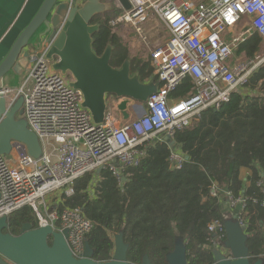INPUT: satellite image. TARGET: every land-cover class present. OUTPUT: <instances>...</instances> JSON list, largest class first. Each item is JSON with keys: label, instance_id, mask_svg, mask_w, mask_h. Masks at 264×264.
<instances>
[{"label": "built area", "instance_id": "1", "mask_svg": "<svg viewBox=\"0 0 264 264\" xmlns=\"http://www.w3.org/2000/svg\"><path fill=\"white\" fill-rule=\"evenodd\" d=\"M69 1L74 4L76 0ZM127 1L130 7L125 9L113 0L120 12L109 20L110 27L130 25L140 32L142 23L156 17L168 32L166 39L150 51L152 77L158 87L140 115L128 121L119 119L107 98L103 122L95 124L83 106L82 92L70 85L73 77L53 67L57 57L48 58L51 40L38 41L37 37L31 42L34 48L28 51L15 96L7 101L11 105L14 98L22 97L24 119L37 136L41 153L38 157L16 153L13 159L0 155V218H9L15 210L29 206L37 226L68 230L66 241L77 258L83 256L93 222L79 207L65 205V199L74 193L75 182L93 174L86 192L95 197V186L101 180L95 171L101 168L121 185L123 171L138 164L147 144L166 137L173 140L177 130L191 126L204 110L217 109L234 92H242L244 83L264 61V57L257 62L243 61L241 55L234 54L253 32L264 42V0ZM187 78L192 83L190 93L186 97L170 96ZM10 92L13 90L6 87L0 94ZM171 149V163L179 168L184 154L178 147ZM257 185L264 207V181ZM210 194L219 197L230 214L237 215L246 231L247 223L240 216L246 199L215 185ZM207 231L210 247L230 259L223 246V221L212 220Z\"/></svg>", "mask_w": 264, "mask_h": 264}, {"label": "trees", "instance_id": "2", "mask_svg": "<svg viewBox=\"0 0 264 264\" xmlns=\"http://www.w3.org/2000/svg\"><path fill=\"white\" fill-rule=\"evenodd\" d=\"M119 12L115 8L91 20L99 24L93 34V49L101 54L110 41L112 66L128 57L126 46L109 25ZM260 42V36L253 32L237 51L251 57ZM135 70L143 81L153 76L148 62L139 64L137 60L131 64V72ZM191 87L187 78L170 96L186 97ZM243 88L246 93L234 92L219 108L204 110L191 126L175 132V147L184 154L179 168L172 165V149L164 139L146 145L138 164L123 171L121 185L109 171L102 170L95 197L91 198L86 187L93 174H85L75 182L74 193L65 199V205L79 207L93 222L87 241L94 260L110 259L113 235L121 232L131 263L139 264L145 254L150 264H165L166 254L181 238L188 264H214L207 225L212 220L225 219L220 198L210 194L215 185L246 199L240 216L247 223L249 255L251 262L260 257L264 262V207L260 205L263 193L257 185L264 179V63ZM23 222L37 227L29 206L10 214L6 231L18 234Z\"/></svg>", "mask_w": 264, "mask_h": 264}, {"label": "water", "instance_id": "3", "mask_svg": "<svg viewBox=\"0 0 264 264\" xmlns=\"http://www.w3.org/2000/svg\"><path fill=\"white\" fill-rule=\"evenodd\" d=\"M128 9L127 0H118ZM113 9L111 1L76 0H43L38 10L15 38L7 54L0 62V91L3 90V79L7 75L21 76L27 65L28 51L25 48L33 37L38 41L51 40L48 58L57 57L53 64L56 70L73 77L70 85L83 94V106L87 108L95 124L103 122L108 107L107 98L118 101L116 108L128 119L127 104L131 101L146 103L148 97L157 90L158 83L154 77L143 81L138 70L131 72V59L125 58L118 66L110 64L113 46L109 41L101 54L93 49V34L99 24L92 23V18L99 13ZM10 94H0V155L10 152L11 141L16 140L27 147V153L38 157L41 147L37 136L27 128L22 115V97L14 98L7 105ZM171 147L175 141L166 137ZM187 158V157H186ZM102 171L96 169V174ZM237 215L223 221L225 240L223 246L231 258L218 249L212 248L214 264H263L262 257L251 262L247 246L248 235L239 225ZM6 216L0 218V264H134L127 259L128 244L122 233L113 235L111 257L106 261L93 259V249L88 241L84 244L83 256L77 258L68 246L67 229L57 231L50 225L33 227L23 222L18 234L6 231ZM187 249L184 240L176 239L173 249L165 256V264H188ZM139 264H150L147 255H143Z\"/></svg>", "mask_w": 264, "mask_h": 264}, {"label": "crops", "instance_id": "4", "mask_svg": "<svg viewBox=\"0 0 264 264\" xmlns=\"http://www.w3.org/2000/svg\"><path fill=\"white\" fill-rule=\"evenodd\" d=\"M30 2L31 0H0V62L7 54L15 38L22 31L25 25L29 22L32 16L35 14V12L37 11L36 9L39 8L38 5L40 2L35 6L34 9L28 12L27 10H28V5L30 4ZM167 36H168V32H167ZM21 80H22V75L18 77L7 75L3 79V82H4L3 87L12 89L13 92H10L11 93L10 95L15 96L14 94L15 89L19 86ZM117 103L118 101L116 99L114 100L109 99V104L114 105V106H111L112 110L115 112L116 116L121 120H124V121L132 120L142 113L143 108L138 106L136 103L130 102L127 104V108H126L128 119H124L123 115L116 108ZM20 117L21 115L16 113V118L19 119ZM16 146H18V148H16ZM10 151H11V154L8 156L13 159L15 157L14 154L16 153H20V154L27 153V147L19 141L12 140ZM222 207H223L225 218L232 217V214H230L229 210L223 205V203H222Z\"/></svg>", "mask_w": 264, "mask_h": 264}, {"label": "rangeland", "instance_id": "5", "mask_svg": "<svg viewBox=\"0 0 264 264\" xmlns=\"http://www.w3.org/2000/svg\"><path fill=\"white\" fill-rule=\"evenodd\" d=\"M102 1H111L113 3V0H102ZM41 2H42V0H31L30 4L28 5L27 11L30 12L32 9L35 8V6L38 3L40 5ZM39 5H38V7H39ZM115 8L116 7L113 4V9H115ZM36 10H38V9H36ZM249 30H250V28H249ZM111 31L126 46L127 51H128V57L132 61L131 64H134L137 60H139V64H141L142 62H148L150 65V51L153 50L154 47L160 45L167 37V31H166L165 27L156 17H150V19H148L144 23H142L140 32H137L130 25L113 26V27H111ZM33 38H36V35ZM33 48L34 47L32 46V43H29V45L25 48V50L30 51ZM237 49H238V47L236 48L234 54H235V56L241 55L243 61L257 62L264 57V42L262 40L260 42L259 49L251 57H247L244 51L238 52ZM263 63H264V61H263ZM261 65H259V66H261ZM259 66H257V69L259 68ZM253 73L251 75H253ZM67 77L71 78V76H69V75H67ZM241 91L243 93L246 92L245 89H242ZM131 102L136 103L141 108H145V106H146V103H139L136 101H131ZM21 117H22V119H24L23 114L21 115ZM50 148H51L50 146H47L48 150ZM10 154H11V151L7 154H4V156L7 157Z\"/></svg>", "mask_w": 264, "mask_h": 264}, {"label": "flooded vegetation", "instance_id": "6", "mask_svg": "<svg viewBox=\"0 0 264 264\" xmlns=\"http://www.w3.org/2000/svg\"><path fill=\"white\" fill-rule=\"evenodd\" d=\"M108 42H109V41H108ZM108 42H107V44H108ZM107 44H106V46H107ZM106 46H105V47H106ZM104 49H105V48H104ZM210 248H211V247H210ZM211 249H212V248H211ZM250 261H251V258H250ZM263 264H264V263H263Z\"/></svg>", "mask_w": 264, "mask_h": 264}]
</instances>
